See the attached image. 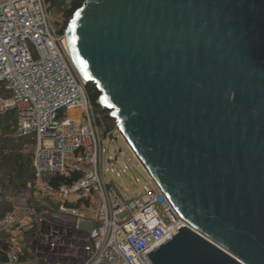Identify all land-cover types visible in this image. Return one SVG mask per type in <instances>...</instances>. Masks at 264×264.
<instances>
[{"label": "water", "instance_id": "obj_1", "mask_svg": "<svg viewBox=\"0 0 264 264\" xmlns=\"http://www.w3.org/2000/svg\"><path fill=\"white\" fill-rule=\"evenodd\" d=\"M66 40L186 224L151 264H264V0H86Z\"/></svg>", "mask_w": 264, "mask_h": 264}, {"label": "built area", "instance_id": "obj_2", "mask_svg": "<svg viewBox=\"0 0 264 264\" xmlns=\"http://www.w3.org/2000/svg\"><path fill=\"white\" fill-rule=\"evenodd\" d=\"M62 17L48 0H0V114L14 111L15 136L35 146L33 181L0 198L10 207L0 217L7 264H151L146 255L186 224L117 125L111 135L126 143L146 182L129 200L106 184L102 116L69 52L71 19ZM108 164L113 173L117 160ZM32 226L38 233L27 246L21 231Z\"/></svg>", "mask_w": 264, "mask_h": 264}, {"label": "trees", "instance_id": "obj_3", "mask_svg": "<svg viewBox=\"0 0 264 264\" xmlns=\"http://www.w3.org/2000/svg\"><path fill=\"white\" fill-rule=\"evenodd\" d=\"M52 7L57 5L56 0H48ZM86 0H71L66 11L68 20L72 19L75 12L80 10ZM2 90L0 88V95ZM87 94L94 109L100 113L102 120L115 125L110 114L104 111L99 105L101 94L94 85L87 87ZM16 122V113L7 111L0 114V188L4 194L0 193V198L5 199L7 194L16 193L19 189L25 187L33 181V153L26 151V145L31 142L27 139L18 138L9 134L6 130ZM4 130V131H1ZM10 210L8 203H0V217ZM2 236V235H1ZM0 236V264H7V258L4 254L6 241L3 242Z\"/></svg>", "mask_w": 264, "mask_h": 264}, {"label": "rangeland", "instance_id": "obj_4", "mask_svg": "<svg viewBox=\"0 0 264 264\" xmlns=\"http://www.w3.org/2000/svg\"><path fill=\"white\" fill-rule=\"evenodd\" d=\"M57 5L54 7V11L57 15V18H60L61 16L65 17L67 20V9L69 7V4L71 0H56ZM62 17V19H63ZM99 113V112H98ZM100 114V113H99ZM103 119V118H102ZM100 132H101V138L103 141V149L105 151L104 154V165H103V175L105 176V182L107 185L111 187H115L117 191L121 194V196L126 199H132L141 192L143 187L145 186L146 182V176L143 173L142 169L139 167L138 163L133 160L132 155L129 153L126 143L119 137V135H115L114 138L118 139L110 140V136L112 133L115 132L116 128L115 125L109 122H105L104 120L100 124ZM16 122L15 124H12L10 128H8L6 131L9 134H12L15 136L16 134ZM4 131V130H1ZM26 151L34 153L35 146L33 143L26 145ZM109 158H113L114 160H117V164L113 166V173L108 174L107 169H109L108 160ZM126 167H129L130 169L125 171V173L122 175V177H119L118 174L122 173ZM136 180H139V184L136 183ZM22 234H24V240L22 244L25 242V244L28 246L33 239L36 237L38 233L37 226H32L29 230H23L21 231ZM2 235V236H1ZM3 242L7 241L8 235L6 234H0Z\"/></svg>", "mask_w": 264, "mask_h": 264}]
</instances>
